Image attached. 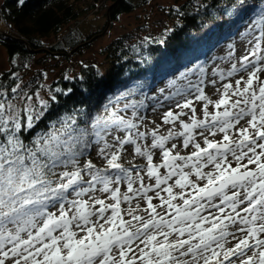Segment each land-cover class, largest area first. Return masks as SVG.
Returning a JSON list of instances; mask_svg holds the SVG:
<instances>
[{"label":"snow or ice","instance_id":"1","mask_svg":"<svg viewBox=\"0 0 264 264\" xmlns=\"http://www.w3.org/2000/svg\"><path fill=\"white\" fill-rule=\"evenodd\" d=\"M247 35L213 69L218 99L203 80L177 88L163 134L132 102L37 131L66 93L0 88V264H264V9ZM127 145L145 165L120 162Z\"/></svg>","mask_w":264,"mask_h":264},{"label":"trees","instance_id":"2","mask_svg":"<svg viewBox=\"0 0 264 264\" xmlns=\"http://www.w3.org/2000/svg\"><path fill=\"white\" fill-rule=\"evenodd\" d=\"M148 1L25 0L20 5L17 0H0V45L6 50L10 67L0 73V88L10 90L20 83V74L29 70L31 62L40 64L46 58L66 60L70 52H79L91 38L101 34L108 23L145 7ZM176 2L179 3L176 7H168L166 11L173 21L171 27L157 36L133 39L119 35L100 49L102 58L98 64L63 70L46 87L40 84L43 73L38 72L39 83L31 92L43 88L48 93L42 97L46 100L50 98V90L56 88L66 94L55 93L57 100L52 111L37 131H46L62 116L83 112L90 119L104 113L106 108L126 102L134 103L143 115L147 102L156 92H161L164 86H174L171 81L175 85L184 81L180 74L189 69L194 73L204 69L207 61L217 56L220 46H231L242 33V27L258 19L264 9V0ZM101 10L105 11V23L99 30L82 24L80 28L74 26L62 32L72 21H84L88 15ZM50 37L54 41L46 43ZM93 147L84 159L91 156Z\"/></svg>","mask_w":264,"mask_h":264},{"label":"rangeland","instance_id":"3","mask_svg":"<svg viewBox=\"0 0 264 264\" xmlns=\"http://www.w3.org/2000/svg\"><path fill=\"white\" fill-rule=\"evenodd\" d=\"M178 4L179 3L176 2V0H149L145 7L136 9L131 13L122 14L114 23H108L105 30L101 34H97L95 37L91 38L89 44L79 52H70L66 60H53L46 58L45 62L42 61L40 64H36V61L31 62L28 64L29 70L19 76L22 88L29 92V94H32L33 92L31 91H33V87L39 83L38 72L43 73V75L41 73L42 78H40V84L42 87H46L50 81L56 78L63 70H77L79 66H85L90 63L98 64L102 58L99 54L100 49L119 35L131 36L133 39L157 36L162 31L171 27L173 21L167 17L166 11H168V7H176ZM103 23H105V11L101 10L88 15L84 21H72L63 28L62 32L67 31L74 26H79L80 28L82 27V24L85 27H90L91 30H99L103 26ZM251 23L252 22L242 27V33L236 37L231 46H220L217 56L207 61L202 74L200 72H191L184 81H180L170 88L164 86L163 91L156 92L154 97L147 102V108L142 113V116H144L145 119L141 124V130H145V126H147V128H155L157 124L162 125L163 113L169 108L174 109L175 103L181 99L179 96L173 97L172 94L177 90V88H187L189 81L196 84L199 80H203L204 84L202 86L205 89L206 95H208L212 100L218 99L219 94L216 92V87H219L220 82L218 77L213 76V69L224 70L226 72L230 68L231 63L238 60L239 56L245 53L248 41L251 39V37L247 35L248 26ZM85 30L87 29L84 28V31ZM53 41L54 37H50L45 42L52 43ZM230 53H232L231 59L229 58ZM9 69L10 67L7 60L6 50L0 45V73L8 71ZM211 80H217V85L215 87L209 83ZM37 91L39 92L40 97L48 94H46V91L43 88L37 89ZM166 96L171 98L166 100ZM122 104L120 103L119 107H123ZM196 107L197 115H202L200 112L201 105L197 103ZM129 110L127 112V116H131L132 110ZM209 110L211 111V107ZM168 127L170 126L162 125L160 132L162 134L165 133ZM112 135L122 136L123 133L113 132ZM108 139L110 143L113 142L111 137ZM216 139H219V136L216 137ZM100 146L101 145H94L91 156L88 158L92 159L93 163H95L97 167H103V161L96 155ZM190 150L191 149L182 150V154H186ZM120 162L125 167L129 168L133 165L140 166L145 165L146 163L142 158L135 156L132 145L126 146V150L122 154ZM158 162L159 153L157 152L154 156V163ZM145 182H149L147 177H145ZM121 190H124V186H122ZM97 195L102 197V194L100 193H97Z\"/></svg>","mask_w":264,"mask_h":264},{"label":"water","instance_id":"4","mask_svg":"<svg viewBox=\"0 0 264 264\" xmlns=\"http://www.w3.org/2000/svg\"><path fill=\"white\" fill-rule=\"evenodd\" d=\"M107 13H108V11H107ZM109 21V17H108V14H107V22Z\"/></svg>","mask_w":264,"mask_h":264}]
</instances>
